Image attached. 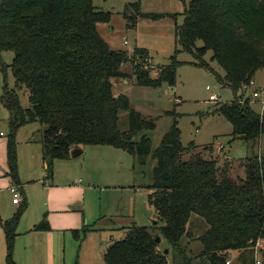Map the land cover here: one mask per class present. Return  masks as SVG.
<instances>
[{"label":"trees","instance_id":"trees-1","mask_svg":"<svg viewBox=\"0 0 264 264\" xmlns=\"http://www.w3.org/2000/svg\"><path fill=\"white\" fill-rule=\"evenodd\" d=\"M133 6L139 13L138 4ZM182 14L183 22L175 28L181 50L204 67L201 57L212 52L211 59L225 73L221 82L234 96L216 111L231 123L233 138L255 144L264 134V116L251 108L250 97L242 99V91L264 69V0H190ZM110 18L111 12L98 10L93 0H0V54H14L10 68L15 88L5 87L0 97L9 114L8 176L20 184L14 136L20 126L33 122L49 126L39 140L49 178L53 160L69 158L74 147L110 146L140 164L151 155L148 201L156 222L149 228L127 227L106 249L105 264H227L234 252L237 264H253L250 242L264 238V152L241 161L245 177L234 178L232 162L220 165L211 145H182L175 122L152 148L147 132L156 119L135 110L126 95H115L111 79L130 77L122 69L129 64L138 86H173L175 65H162L151 77L146 49H114L100 36L98 24ZM21 88L28 92L25 108L18 101ZM120 112L127 116L124 129L118 128ZM26 206L23 201L11 218L0 219L7 264H16L14 239ZM192 215L206 225L193 238L188 229ZM48 229L46 220L34 226ZM162 241L167 253L158 248ZM189 242L199 247H188Z\"/></svg>","mask_w":264,"mask_h":264},{"label":"rangeland","instance_id":"rangeland-1","mask_svg":"<svg viewBox=\"0 0 264 264\" xmlns=\"http://www.w3.org/2000/svg\"><path fill=\"white\" fill-rule=\"evenodd\" d=\"M189 1L93 0L98 10L111 12L109 23L98 24L100 36L111 48L123 49L129 53L137 47L146 49L151 58L148 59L150 63L147 60L151 77H155L153 72L158 73L162 65H175L173 86L163 83L156 87H143L135 83L131 76V66L125 64L122 69L130 77L112 78V91L115 95H126L135 110L156 119L155 128L147 132L152 148L158 145L161 136L175 122L182 145L193 143L199 149L211 145L212 156L218 159L220 165L225 163L226 156L234 162L230 170L233 169L236 173L239 171L244 176L241 161L252 154L264 152V134L255 144L233 138L231 123L216 111L220 105L231 102L234 97L233 92L221 82L224 71L211 59L210 50L201 57L207 67L198 65L199 60L193 54L181 50L175 28L182 24V13ZM135 3L139 6V13H135ZM124 13L134 15V19L130 21ZM197 44L201 46V42ZM13 55L11 51L0 54V97L5 87L8 90L15 88L10 68ZM254 80L257 83L255 85ZM256 91H259L258 95L253 97ZM17 95L19 104L24 108L28 107V92L21 88L17 90ZM211 95L216 96V100H210ZM247 97L251 98V108L264 116V69L256 72L254 79L242 91V99ZM165 112H172L174 115ZM126 127L127 116L120 112L118 128ZM9 133V114L0 101V142L5 143ZM43 133V127L33 122L20 126L14 136L17 163L19 157L22 168L20 181L23 183L27 202L19 225L33 221L34 225L39 224L45 216L47 209L44 204L51 199L45 190L49 184L60 187L78 186L59 194L69 199V212L65 216L71 224L69 229L51 228L50 233L45 234H51L52 239H31V242L38 241L34 245L39 251L34 252L38 254L36 263L105 264L106 249L113 240L125 235L124 228L132 225L149 228L156 221V213L148 201L154 161L149 155L140 164L123 150L105 145H87L78 157L54 159L52 179L46 178L42 170H34L29 159L33 151L29 148L38 145L35 141H39ZM20 206L21 203L18 206L11 205V193L0 181V219H9ZM76 217L77 227L73 226ZM93 224V229L85 232ZM205 226L201 217L192 215L188 228L190 237L201 234ZM152 233L155 234V231ZM28 240L18 239L22 245L19 253L23 258V247ZM164 247L166 245L162 241L158 248L161 251L166 249ZM188 247L196 249L199 246L195 242H189ZM5 256L3 241L0 242V264H6ZM23 260H27L22 261L24 264H32L29 259ZM229 260L232 264H237L235 257L230 256ZM13 261L16 263L14 257Z\"/></svg>","mask_w":264,"mask_h":264},{"label":"crops","instance_id":"crops-1","mask_svg":"<svg viewBox=\"0 0 264 264\" xmlns=\"http://www.w3.org/2000/svg\"><path fill=\"white\" fill-rule=\"evenodd\" d=\"M151 59V58H150ZM257 84L255 82V80L253 81V85ZM254 90H257L256 88ZM36 147H32L29 148L32 151V155L31 157H29L30 161H31V165H33L34 170L38 169L42 170L43 175L48 178L46 176V165L43 161L42 158V150H41V145L39 141H35ZM84 151L85 147H81ZM225 160L227 161H231L229 158H227L226 156L224 157ZM63 160H67V159H63ZM233 162V161H231ZM234 163V162H233ZM17 167H18V171L17 173H19L18 178L19 181L22 178V168H21V162H20V158L18 157V163H17ZM235 170L231 169L230 170V175L232 177H236L239 176V178H244V176H242V174L237 171L238 173H234ZM8 166H7V161H6V142L2 143L0 142V181H2V183L6 186V189L9 190V192L11 193V205L13 206H18L20 203H22L23 201L26 202V196L24 193V189H23V183L20 181V184L16 185L18 186L19 189V193H20V200L17 203L13 202V195L11 192V186L15 185L11 178L8 176ZM236 174V175H234ZM52 179V177H51ZM41 181H39L40 183ZM42 183V182H41ZM44 184V183H43ZM43 186V185H42ZM78 185H74V186H57V185H53L52 183L49 184L47 186V193H49L48 198L51 197V199L49 200V202L46 204H44L45 209H47L45 216L41 219L40 222H42L43 220H46L47 223L49 225V229L48 230H34V222H26V223H22V225L18 223L19 226H17L16 228V232L17 235L15 236L14 239V253L12 255V257H14V260L16 261V263L18 264H24L25 262L22 261H27V260H23V259H29L30 263L32 264H37V259H38V254L36 255L34 252H39L37 247H34L35 244H37V242H31V239H52L51 234L50 235H46L45 233H50V231L52 230L51 228H57V229H69L70 225L67 218L65 217L67 215L68 211V198H64L61 197L59 194L60 192H65V190H72L73 188L77 187ZM27 205V202H26ZM27 207V206H26ZM26 209V208H25ZM47 216V219H46ZM11 218V217H10ZM77 217L75 218V222L74 225L75 227L78 226V221ZM4 221V220H3ZM39 222V223H40ZM37 225V224H36ZM57 225V226H56ZM94 225V224H93ZM126 230V228H124ZM123 230V231H125ZM93 233V232H90ZM18 239H29L28 241L25 242V245L23 247V252H24V257H21L20 253H19V249L22 246L21 245V241L18 242ZM5 244V238H4V233H3V229L1 227L0 224V242H3ZM31 242V243H30ZM19 244V245H18ZM19 246V247H17ZM5 250H6V245H5ZM19 255V256H18ZM238 252H234L231 254V256L235 257L238 260ZM6 259V256H5ZM21 259V260H20ZM230 261V260H229ZM6 262V260H5ZM231 262V261H230ZM7 264V263H6Z\"/></svg>","mask_w":264,"mask_h":264},{"label":"built area","instance_id":"built-area-1","mask_svg":"<svg viewBox=\"0 0 264 264\" xmlns=\"http://www.w3.org/2000/svg\"><path fill=\"white\" fill-rule=\"evenodd\" d=\"M148 62H149V60H148ZM153 75L156 76L157 72L156 71L153 72ZM258 92L257 91L254 92L253 97L257 96ZM210 100H216V96L211 95ZM10 190H11L12 195H13V199H12L13 202L17 203L20 200V193H19L18 186L12 185ZM250 248L253 250V257H254L253 264H263L262 255L264 254V238H258L254 241H251L250 242ZM228 263H229V261L227 262V264Z\"/></svg>","mask_w":264,"mask_h":264},{"label":"water","instance_id":"water-1","mask_svg":"<svg viewBox=\"0 0 264 264\" xmlns=\"http://www.w3.org/2000/svg\"><path fill=\"white\" fill-rule=\"evenodd\" d=\"M49 126H44L43 127V131L46 132L48 130ZM83 152V149L81 147H74L70 150V157L71 158H75V157H78L79 155H81ZM156 222V221H155ZM154 222V224H155ZM155 240L157 243H159L160 241V237L159 236H156L155 237ZM164 253H167V249L164 250Z\"/></svg>","mask_w":264,"mask_h":264}]
</instances>
